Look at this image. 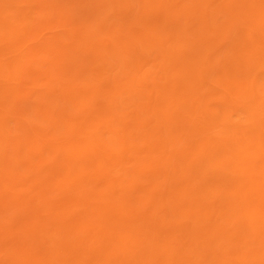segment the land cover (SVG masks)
Here are the masks:
<instances>
[{
    "label": "bare ground",
    "instance_id": "bare-ground-1",
    "mask_svg": "<svg viewBox=\"0 0 264 264\" xmlns=\"http://www.w3.org/2000/svg\"><path fill=\"white\" fill-rule=\"evenodd\" d=\"M80 1L83 4L84 0ZM186 1L190 2L92 0L83 7L79 2L77 12L68 15L72 9L69 6L76 4L75 0H68L65 5H72L63 13L66 18L63 21L68 24L61 31L70 33L73 40L67 35L72 41L67 44V36L63 34L46 39L45 36L44 50L47 47L46 53L50 52L53 48L48 47L57 43L58 49L63 46L72 51L85 49L93 59L88 65L82 64L86 57L76 59L63 48L57 50L53 59L59 61L64 54L65 62L56 63L57 59L54 62L51 59L53 65H58L59 72L52 73L50 80L57 81L31 100L32 107L22 106L16 122L18 130L28 129L33 136L27 139L30 144L25 149L33 156L25 162L32 171L43 165L34 177L43 181L55 175L62 181L74 176L82 181L96 180L107 178L113 169L118 173L122 171L119 185L126 182V190L122 189L121 195L113 190L115 180H105L100 183L102 188L88 192L83 190V184L74 185L76 193L67 195L68 199H80L82 194H93L94 199L88 201L85 209L87 212L77 216L81 221L79 228L91 222L85 223L83 219L92 217L106 223L103 237L121 242L119 252L112 249L105 255L98 251L99 257L110 264H264V230L256 228L264 226V210L258 204L253 207L249 197L256 189L254 171L264 177V162L256 164V158L264 156V80L258 79L261 74L264 77L259 70L264 64L259 65L261 59L264 62V45L260 42L264 37L261 24L264 0ZM118 4L125 6L126 14L116 13ZM158 8L163 9L162 15H154ZM75 22L80 26L73 32L71 25ZM5 26L9 28V22ZM124 26H127L125 35L123 30L120 32ZM11 27L14 29L15 24ZM107 35L111 39L105 44ZM152 52H156L155 61L152 60L156 69L148 66ZM76 55L81 57L80 53ZM258 59L260 61H256ZM104 60L110 61L115 71L112 80L99 83ZM214 70L219 90L206 91L205 86L215 80ZM8 72L10 76L18 75L19 71L12 64ZM146 77L150 78L149 86L141 82ZM57 91L60 97L55 94ZM12 98V101L18 99ZM59 106L65 114H55ZM77 108L76 116L74 109ZM239 109L246 119L255 118L256 122L242 127L239 122L231 121L229 134L215 135L217 144L209 148L208 142L213 138L206 136L213 122L208 120L209 115L217 121L219 118L229 121ZM20 121H25L26 126L21 127ZM62 127L73 134L88 129L81 140L74 139L59 152L58 157L65 156L58 167L45 169L46 154L58 152L49 141ZM103 128L107 139L102 137ZM38 131L46 132V137ZM15 138L16 143L20 138L17 135ZM165 141L174 148L173 153H166ZM14 152L0 159V180L21 176L10 162L14 163L15 157L23 154L19 151L14 156ZM129 162L131 165H126ZM238 167L248 178L241 202H235L231 196V189L235 187L217 189V179L222 172ZM248 168L253 172H247ZM194 178H198L202 188L192 185ZM132 185L136 187L129 193L127 188ZM155 185L165 187L153 191ZM11 189L13 196L6 200L0 194V209L9 204L31 206L33 197L28 196L29 192ZM255 194L259 196L257 191ZM132 199L141 205L147 204L151 208L148 215L137 214L131 205ZM166 199L170 203L168 207ZM124 218L128 223L125 227ZM35 222H30L33 231H41L43 227L38 220ZM24 228L23 234L26 233ZM240 243L243 246L240 247Z\"/></svg>",
    "mask_w": 264,
    "mask_h": 264
},
{
    "label": "rangeland",
    "instance_id": "rangeland-1",
    "mask_svg": "<svg viewBox=\"0 0 264 264\" xmlns=\"http://www.w3.org/2000/svg\"><path fill=\"white\" fill-rule=\"evenodd\" d=\"M51 1L53 2L54 5H52ZM67 1L68 0H54V1L53 0H0V32H1L0 33V159L2 158L4 159L5 157L12 156L13 151H15L16 153H19V151L21 153L22 151L21 154L24 155L23 156L18 154V156H16L14 152L15 154L14 156H16L15 159L17 161L14 162L12 160V162L14 163L10 162V164L11 167L16 166V168H18V173L21 176H16L14 178H3V180H0V194H3V197H5L4 200H6L10 196H13L11 189L13 188L16 189L17 191L29 192L28 196L30 198L33 197L30 199L31 201L30 207L29 206L20 207L19 205L9 204L6 207L0 209V264H13V263L35 264L36 262H40V264H110L106 261H103V257H99L98 251H101L105 255L108 252H112V249L116 250V252L120 251L121 242L116 241V239L113 240L109 237H103V232L107 231L106 223L96 221L92 217L90 220L83 219L85 223H87V221H91V222H89L88 224H84L83 229L79 228V226H81V221L79 218H77V216L78 214H85L87 212L85 209L88 207L87 205L88 201L94 199L93 194L92 193H89L88 195L82 194V198L80 199H76V198L68 199L67 195L75 194L76 191H73V188L75 187L74 185L78 186L79 184H83L82 188H84L83 190L87 189L86 192L90 190L94 191V189L96 191L102 188L100 183H102L105 180L107 181L115 180L113 183V190L115 189L116 194H120L122 192L121 190L124 189V185H126V182L123 184L120 183L121 186L119 185V180L121 179L119 178V176L122 174V171L118 173L117 169H113L114 172L110 176H107V178L106 177L96 178V180L86 178L84 181H82L81 178H79L78 176L77 177L74 176L73 178H66V179L62 178L65 179V181H62V180H58L60 178H56L55 174H53L55 175V178H48L46 181H43L41 178H34L35 172L38 170V168H42L43 165L36 167L38 163L36 164L34 163V165H36L35 166L36 169L34 171H32L33 169L27 166L25 161L28 160V158L33 155H31L32 154L31 152H28L29 149L27 151L25 149H27V146L30 144L27 143L30 142L27 141V139L33 136L31 135V131H29L28 129H26L25 132H21L20 130H18V128L20 127L16 123L17 119L20 118L19 113L21 111V107L24 106L25 104L29 105V107H32V105H30L31 100H33L38 94L45 93L47 89L46 87L53 85L57 81V80L55 81L50 80V77L52 73L58 74L59 72L56 69L58 66L56 63L66 60L63 54V56H60L59 61L56 58L57 61L55 65H53L51 59L52 61L56 60L53 59V57L54 56L56 57L57 50H60L62 48L66 50L67 48H65L66 46L64 47L62 45L63 47L62 48L60 47V49H58V45H56L57 43H53L51 46L48 45L49 46L48 48L49 50H51L50 48H53L51 51L54 52L52 53L51 51L50 52L47 51L48 53H46L45 50L47 47L44 50V43L47 41L45 39L48 36L50 37L53 35L54 37L56 35L59 36L69 35L71 37V39L69 40H73V37L72 35H70V33L65 34V32L63 33L61 31L64 28H66L67 27L66 24H68L67 23L68 21L67 22L63 21V19H66L65 16H63V13L66 10V8H68L69 4H71L68 3V6H66ZM91 1L92 0H88V2H86V0H84L83 4H81L82 1L79 0L77 1L78 2L77 3L75 0L76 4L73 3L74 5L71 4L72 6H69L70 8L72 7V9L74 8L75 9L73 11L72 9L71 10L69 9L68 15H71L73 12H77L76 5L79 4V2H80V6L83 7L84 4L85 5L90 4ZM189 1L190 2L188 1L186 2L188 3L192 2V0ZM50 5H52V7ZM116 8H117L116 9L117 14L122 12L126 14L127 12V9L123 4H118ZM163 13L164 12L162 8L155 9L154 11V15L156 14L162 15ZM56 14L57 17H55ZM50 17L53 20H51ZM222 17L223 15L220 18L222 19ZM36 18L38 20H36ZM37 21H39V23ZM6 22H9L10 24L9 28L5 26ZM12 23L15 24L14 29H12L11 27ZM261 24L262 26H264V21H262ZM44 25H46L47 28ZM79 26L80 25L78 24V22L72 24L71 25L72 31L74 32L75 30H77ZM126 28L127 26L126 27L124 26L123 28L120 29L121 33L124 31L123 32L124 35L126 32ZM1 30H3L4 34L2 33ZM262 30H264V27H262ZM27 32L29 35H27ZM65 36L63 37V41L65 39ZM40 37L42 38L45 37V39L43 38L44 40L40 41L41 40ZM70 37L67 36L65 39L67 44H70L72 42L67 39ZM106 37H107L105 39L106 41L104 40L105 44L109 43L111 39L110 35H107ZM254 37L256 38L257 36ZM38 42L39 43L41 42V45H39ZM260 42L261 45H264V37L260 39ZM23 48L27 50H24ZM84 50L81 49L80 51H76V50L72 51L71 49L69 50L67 49V51L73 57L75 56L76 59L81 58L79 60H83L82 58L85 57L86 59L88 58L87 60L89 61H87L86 59L85 62L82 61V64L88 65V63L92 61L93 55L84 52ZM26 51H28L27 54ZM60 52L58 54H60ZM77 53H80L81 57L77 56L76 55ZM22 54L24 55L22 56ZM82 54L84 55V57H82ZM155 56H156V52H152V55L149 56L151 63H149L148 66L153 65L152 60L155 61L154 59ZM70 58L67 57V59ZM35 61H37V63ZM256 61H260V60L258 59ZM261 61L259 65L264 63ZM30 62L31 64H29ZM12 64L14 65V69L15 67L18 68L19 72H16V74L18 75L8 76L9 73L8 70L11 68ZM52 66H54L52 70L53 72L51 71ZM31 67H33V69ZM113 67L114 66L110 61L104 60L103 63L101 62V66L99 70L100 74L98 77L99 83H104L107 82L108 80L113 79V73L115 71V68ZM259 68L258 69L262 71V73H264V64H262L261 67L259 66ZM117 69L118 67L116 64V70ZM153 69L156 68L153 67ZM213 74L215 75V80L211 82L209 81L210 83L207 84V86H205L206 91L219 90L218 84L216 82L217 79L216 70L213 71ZM20 75H24L25 77L22 79ZM258 79L259 81L260 79L264 80L262 74L258 76ZM141 82L144 85H148V86L151 85L149 77L143 78ZM56 86H58L57 83ZM55 94L59 95V97L61 96L60 91H57V93ZM14 95L16 96L14 97ZM216 96H218V94L215 95V97ZM12 97L18 99L16 101H12L11 100ZM214 102H217V100H215ZM216 105L219 106L220 104L217 102ZM59 107L60 109L59 108L55 109V114H65L66 112L61 109V106ZM74 110H76V112ZM74 110L73 111L77 116L78 108ZM79 120H77V122ZM208 120L210 122L213 121L212 124L210 123L212 129L207 133L208 135H206L209 137L211 136L213 137L212 140L208 142L209 148H213L217 144L218 137H216L215 135L223 136L229 134V132L231 131V129L229 128L230 126L229 123L231 121L239 122V124H242V127L256 122L255 118L246 119L245 113L243 112L242 109L241 110L239 109L237 113H234L229 121L221 120L220 118L217 121L215 120V118H213V116L210 115L208 117ZM37 122L40 123L39 120H37ZM20 123H21L20 125L21 127H23V125L26 126L25 121H20ZM217 123H219L220 125H218ZM39 126L43 127V124ZM87 129L88 128L86 129L83 128L82 129L83 131H78L73 134L70 133L66 128L62 127V129L59 130L56 134H54L51 137V139L49 138L50 139L49 143L55 145L56 150L58 152L57 153L54 152L56 153L55 155H52V153H48V154L45 153L47 156L44 157L45 160L43 163L47 166L45 167V169L47 168L51 169L50 168L51 166L58 167L59 164L62 162V157L65 156V155H61L58 157L59 152H61L62 149L66 148L69 145V143H72L74 139L78 141L81 140L83 135L87 133ZM219 130L221 132H219ZM105 131H106L105 128H103L102 137L104 139H107L108 135ZM38 133L46 137L44 135L46 132L38 131ZM16 135L20 139L15 143L14 141L16 140L15 138ZM167 142L168 141H165L164 144H166ZM118 146L119 144H116V147ZM16 148H18V151H16ZM25 151L26 153H24ZM173 152H174V148L166 144V153H173ZM219 156L220 155L217 154L216 157L218 158ZM33 160L35 162V159ZM256 161H257L256 164L261 165V163L264 162V156L257 157ZM131 163L132 162L126 163V165H131ZM24 168L26 169V171ZM247 172H253V171L250 168H248ZM253 174H254L253 176L255 177L254 178V186L256 187L255 193L257 191V193H259L257 195L259 196H256L255 193L253 196H249L251 199V204L253 207H256L255 204H258L259 208L264 210V203L262 204L259 203V202H264V177L258 176V174L255 171ZM247 179L248 178L242 169H240L239 167L235 169L231 168L229 170L223 171L221 174V178L217 179L218 180L217 189L219 191H224L227 186L228 188L235 187V189H231V196L234 197L233 200H235V202H239V201L241 202V196H243L245 190L247 189V182H246ZM63 182L64 185H62ZM136 183L140 184V181ZM193 184L197 186V188L198 187L202 188L201 182H198V178H194L192 185ZM2 185H4V187ZM69 186H73V187L71 188ZM135 187L136 185H132L129 188H127L129 193L131 188L133 190L135 189ZM164 187L165 186L160 187V185H155L153 186L152 189L153 191H157L160 190V188L164 189ZM69 188L72 190H70ZM133 198H135V196H133ZM135 199H132L131 205H133L136 213L148 215L146 213L149 212L151 208L147 204H143V203L142 205L139 204V202ZM165 202L167 203V207H168L170 204L168 199H166ZM217 202L218 203L220 202L219 198L217 199ZM138 205L139 207H137ZM35 213L36 215H34ZM32 214L34 216L31 217ZM126 217L127 215H125V218ZM125 218H124L125 224L123 225V227L128 226V223H126L127 220ZM37 220L39 226L43 227V229L39 232L37 230L33 231V227L30 224V222H34L36 224L35 221ZM130 225L131 224H129V226ZM23 226H25L24 228L26 232L25 234L22 233ZM226 227H228V225ZM256 228L259 230H264V226L261 225H257ZM116 231H117V227H116ZM239 245L240 247L243 246L242 243H240Z\"/></svg>",
    "mask_w": 264,
    "mask_h": 264
}]
</instances>
